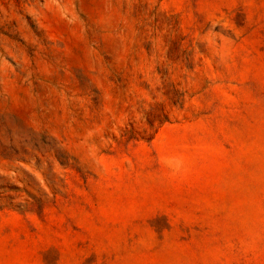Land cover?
I'll list each match as a JSON object with an SVG mask.
<instances>
[{"label": "rangeland", "instance_id": "374dc122", "mask_svg": "<svg viewBox=\"0 0 264 264\" xmlns=\"http://www.w3.org/2000/svg\"><path fill=\"white\" fill-rule=\"evenodd\" d=\"M0 264H264V0H0Z\"/></svg>", "mask_w": 264, "mask_h": 264}]
</instances>
